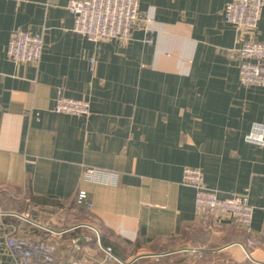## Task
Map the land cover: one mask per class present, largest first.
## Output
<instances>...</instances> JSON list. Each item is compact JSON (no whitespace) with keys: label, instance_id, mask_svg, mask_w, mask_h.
<instances>
[{"label":"crops","instance_id":"0c3cea01","mask_svg":"<svg viewBox=\"0 0 264 264\" xmlns=\"http://www.w3.org/2000/svg\"><path fill=\"white\" fill-rule=\"evenodd\" d=\"M138 1L129 40L92 41L73 30L69 0H0L2 264H15L6 244L14 227L42 237L19 222L25 209L44 221L77 207L85 218L73 229L90 221L124 257L176 250L186 239L204 253L264 237V144L245 139L254 123L264 124V86L241 83L237 52L246 40L264 41V5L250 31L227 20L231 0ZM18 29L43 34L38 61L8 56ZM59 88L87 99L90 114L56 112ZM186 166L202 168L221 197L248 192L249 231L227 215L199 220L196 190L182 181ZM88 168L110 172V180L86 179ZM79 189L91 207L76 205ZM75 236L58 242L62 259ZM84 237L81 256L96 259ZM249 253L264 263V249Z\"/></svg>","mask_w":264,"mask_h":264},{"label":"built area","instance_id":"2783aa9c","mask_svg":"<svg viewBox=\"0 0 264 264\" xmlns=\"http://www.w3.org/2000/svg\"><path fill=\"white\" fill-rule=\"evenodd\" d=\"M264 0H231L226 4L227 20L238 29L253 31L260 19ZM68 9L73 15V30L92 41L105 39L129 40L134 22L140 16L138 0H69ZM43 48V34L18 29L12 34L6 52L16 61H38ZM239 78L244 85L264 86V41L246 40L238 49ZM54 110L58 113L73 115H89L90 104L85 98L66 96L59 88V96L54 102ZM245 139L256 144H264V124L254 123L245 135ZM110 172L88 168L85 178L93 181L108 182ZM182 181L195 188V212L202 223L214 220L218 216H230L233 221L247 229L251 228L253 205L249 201L248 192L234 193L229 197H221L216 190L210 188L200 167L186 166ZM76 205L91 207L88 192L79 189ZM23 218V215H20ZM27 221L39 225L35 220L26 217ZM45 230L51 231L48 227ZM8 235L6 244L15 257V264H107L118 258L111 246L103 245L98 237V245L105 255L101 259H93V255H82L78 247L80 236L72 238L73 248L66 260L62 259L58 243L45 237L31 239L15 232ZM65 230L60 231L63 233ZM84 237V236H83ZM86 240L89 238L84 237ZM249 256V250L264 249V237L257 239L248 237L245 243H238ZM191 254L201 255L203 251L196 247L187 248ZM201 251V252H200ZM256 264H262L255 261ZM0 264L1 260H0Z\"/></svg>","mask_w":264,"mask_h":264},{"label":"rangeland","instance_id":"374dc122","mask_svg":"<svg viewBox=\"0 0 264 264\" xmlns=\"http://www.w3.org/2000/svg\"><path fill=\"white\" fill-rule=\"evenodd\" d=\"M0 207H3L2 204H0ZM23 209L24 208L22 207L21 210ZM25 210V214H23V218H20L19 222L23 225H30V227L36 228L35 231L37 236L45 237L57 243L63 240L67 241L70 235L68 233L73 229L74 225L78 224V222L84 221L83 218H85L84 212L78 210L77 207L73 208V206H71L69 211L66 209V211H60L57 214L51 215L50 217L43 216L46 218L44 219V224L51 230L48 231L42 227L40 228L38 226H33L34 224L27 221L26 217H30V214L26 212L28 210ZM36 221H38V223L44 222L40 220ZM86 223L90 225L82 227L85 228V231L81 236H87L89 238L88 242L92 247V254H94L96 259H101L105 253L98 245V237L101 238L104 231L99 226L94 224L92 225L90 221L86 220ZM62 230H65L64 233H60ZM186 247H190V241L187 239L179 242V244L176 245V248H173L176 250H172L168 247L153 248L152 250H146L141 255H137L139 256L138 258H136L137 256H130L127 254L128 256H125V259H123V264H173L171 262L177 258H182L181 264H255L250 257H247V253L240 246L221 248L216 251L204 252L201 255L194 253L191 254L188 250L184 249ZM238 252H240V255ZM133 259L134 261H132ZM114 261L118 260L113 259L107 264H112Z\"/></svg>","mask_w":264,"mask_h":264},{"label":"trees","instance_id":"16d2710c","mask_svg":"<svg viewBox=\"0 0 264 264\" xmlns=\"http://www.w3.org/2000/svg\"><path fill=\"white\" fill-rule=\"evenodd\" d=\"M36 201H40L44 204H51V205H55V206H61V204L55 200H50V199H38L36 198L35 199ZM82 227H85V226H81V227H77L75 229H72L69 233L72 235L74 234H84V231H85V228H82ZM81 239H82V236H81ZM81 241H84L83 239ZM101 241L103 243V245L105 246H111L112 247V250L114 252V254L116 256H118V258H121V260L123 261V259H125V257L123 256V252L121 251V247L119 246V244L115 241V240H111L110 236L107 234V233H103L102 236H101ZM182 259V258H181ZM177 258L175 259L173 262V264H181L182 260ZM112 264H123V263H120L118 261H114ZM234 264H237V263H234ZM240 264V263H239Z\"/></svg>","mask_w":264,"mask_h":264},{"label":"water","instance_id":"95a60500","mask_svg":"<svg viewBox=\"0 0 264 264\" xmlns=\"http://www.w3.org/2000/svg\"><path fill=\"white\" fill-rule=\"evenodd\" d=\"M100 240H101V239H100ZM138 257H139V256H137L136 258H138ZM136 258H135V259H136ZM132 261H133V260H132ZM132 261H131V262H132Z\"/></svg>","mask_w":264,"mask_h":264}]
</instances>
